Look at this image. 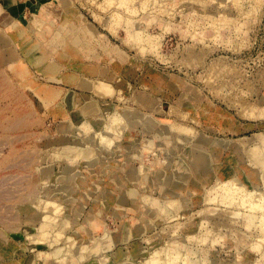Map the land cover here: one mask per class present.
Segmentation results:
<instances>
[{
    "label": "rangeland",
    "instance_id": "obj_1",
    "mask_svg": "<svg viewBox=\"0 0 264 264\" xmlns=\"http://www.w3.org/2000/svg\"><path fill=\"white\" fill-rule=\"evenodd\" d=\"M14 1L0 264H264V0Z\"/></svg>",
    "mask_w": 264,
    "mask_h": 264
},
{
    "label": "bare ground",
    "instance_id": "obj_2",
    "mask_svg": "<svg viewBox=\"0 0 264 264\" xmlns=\"http://www.w3.org/2000/svg\"><path fill=\"white\" fill-rule=\"evenodd\" d=\"M107 1H109V0H107ZM110 1H111L112 3H114V1H112V0H110ZM123 1H124V0H123ZM125 1L127 2V0H125ZM125 1H124V3H126ZM146 2H147V1H146ZM146 2L144 1V3H146ZM148 2H149V1H148ZM148 2H147V3H148ZM208 2H209V1H208ZM112 3H111V6L113 5ZM120 3H123L122 0H121ZM127 3H128V2H127ZM127 3H126V4H127ZM203 3H204V1H203ZM206 3H207V2H206ZM126 4H125V5H122V6H125V7L127 8V5H126ZM142 4H143V3H142ZM191 4H192V3H191ZM198 4H199V3H198ZM204 4H205V3H204ZM207 4H208V3H207ZM145 5H146V4H144V5H142V6H145ZM154 5H155V4H154ZM196 5H197V4H196ZM119 6H120V5H119ZM122 6H121V7H122ZM212 7H215V6H212ZM136 8H137V7H136ZM136 8L134 7V9H136ZM130 9H131V8H130ZM132 9H133V8H132ZM134 9H133V10H134ZM204 10H205V9H204ZM136 11H137V10H136ZM162 11H163V10H162ZM165 12H166V11H165ZM166 13H167V12H166ZM100 19H102V17H101ZM13 20H14V19H13ZM116 22H117V24H118V21H116ZM116 22H115V23H116ZM10 24H14V23L12 22V23H10ZM115 26H117V25H115ZM115 26H114V28H115ZM16 33L19 34V35H22V34H23V31H19V29L17 28ZM30 55H33V56H32V57H33V60H34L37 64L44 65V62L46 61V58H45L44 56H38V54L35 52V50H32V51L30 52ZM47 61H48L49 63H52V61H49V60H47ZM53 65H54L53 69H54V71H56L57 68H58V66L55 65V64H53ZM19 68H20V67H19ZM222 70H223V68H222L221 70H219L220 73H221L222 75L225 74V75H223V76H227L226 73H222V72H223ZM210 71H211V70H210ZM221 71H222V72H221ZM23 72H24V71H23ZM211 72H212V71H211ZM213 73H215V72L213 71V72H212V75H213ZM209 74H210V73H209ZM218 75H219V73H218ZM21 76H22V75H21ZM210 76H211V75H210ZM223 76H221V77H223ZM26 77H27V75H26ZM211 77H212V76H211ZM217 77H218V76H217ZM217 77H216V78H217ZM221 77H219V78L221 79ZM208 78H209V77H208ZM208 78H207V79H208ZM223 78H224V77H223ZM208 80H209V79H208ZM225 88H226V87H225ZM237 98H238V97H237ZM232 102H236V101H232ZM237 102L239 103V101H237ZM240 102H241V98H240ZM235 104H236V103H235ZM235 104H234V105H235ZM240 104H241V103H240ZM236 106H237V105H236ZM239 106H240V105H239ZM241 107H242V106H241ZM239 110H241V109H239ZM247 110H248V109H247ZM246 112H248V111H246ZM240 113H241V112H240ZM251 113L253 114V111H252ZM256 113H257V112H256ZM256 113L254 112V114H256ZM244 114H246V113H244ZM254 114H253V115H254ZM257 114H258V113H257ZM260 114H261V113H260ZM260 114H259V116H260ZM263 114H264V113H263ZM263 114H261L262 117L264 116ZM241 115H243V114H241ZM253 115H252V116H253ZM125 116H126V115H125ZM255 117H256V116H255ZM245 119H246V118H245ZM253 119L255 120L256 118H254V116H253ZM133 120H134V119H133ZM134 121H135V120H134ZM141 121H142V120H141ZM118 122H120V120H118ZM177 125H178V124H177ZM180 126H182V125H180ZM182 128H183V127H182ZM182 128H181V129H182ZM184 128H185V127H184ZM185 129H186V128H185ZM188 130H189V129H188ZM192 130H193V129H192ZM194 131H195V130H194ZM183 132H184V131H183ZM189 134H190V133H189ZM191 134H193V133H191ZM211 142H212V141H211ZM84 147H85V146H84ZM80 150H81V149H80ZM83 150H84V149H83ZM82 152H83V151H82ZM85 152H86V151H85ZM85 152H83V153H85ZM87 152L90 153L89 150H88ZM172 152H174V151H172ZM79 153L81 154V152H79ZM80 154H79V157H80ZM86 154H87V153H86ZM81 155H82V154H81ZM83 155H84V154H83ZM84 156H87V155H84ZM88 156H90V155L88 154ZM88 156H87V157H88ZM210 156H211V155H210ZM82 157H83V156H82ZM211 157H212V156H211ZM76 158H77V156H76ZM80 158H81V157H80ZM80 158H78V159L80 160ZM83 158H84V157H83ZM77 161H78V160H77ZM80 161H81V160H80ZM61 166H62V165H61ZM64 167H65V166H64ZM62 170H63V169H62ZM60 171H61V170H60ZM253 178H254V177H253ZM232 180H233V179H232ZM236 181H237V180H236V178H235V182H233V181L230 182V181H229V184H230V185H231V184H234V185H235L234 188H236V187H238V188L241 187L242 184L239 183L238 181H237V182H236ZM217 184H218V183H217ZM257 184H258V183H257ZM244 187H245V186H244ZM232 188H233V186H232ZM238 188H237V189H238ZM239 189H241V188H239ZM244 189H245V188H244ZM242 190H243V187H242ZM232 191H233V190H232ZM235 191H236V193H237V190L234 189V191H233L234 194H236ZM241 192H243V191H241ZM241 192H240V194H241ZM244 192H245V191H244ZM238 193H239V192H238ZM246 193H247V192H246ZM263 193H264V192H263ZM263 193H257V194H259V195L262 196ZM232 194H233V193H232ZM240 194H239L238 196H240ZM242 194H243V193H242ZM248 194H250V193H248ZM251 194H252V193H251ZM251 194H250V195H251ZM253 194H255L254 191H253ZM253 194L251 195V197L253 196L254 199L256 200L258 195L256 194V198H255V196H254ZM250 195H247V196L250 197ZM235 196H236V195H234L233 197H235ZM238 196H237V199H238ZM243 196H245V194H244ZM248 197H246L245 199H248ZM251 197H250V198H251ZM263 197H264V196H262V198H263ZM243 198H244V197H242V200H243L242 203L245 201V199H243ZM258 198H259V196H258ZM231 199H232V198H231ZM240 199H241V196H240ZM251 199H253V198H251ZM232 200H234V199H232ZM248 200H249V199H248ZM248 200H246V201H247L246 204H247V205H248V204L250 205V204H251V201H250V203H249ZM257 200H258V199H257ZM263 200H264V199H263ZM236 201H237V200H236ZM236 201H235V202H236ZM246 201H245V202H246ZM253 201H254V200H253ZM235 202H234V203H235ZM259 202H260V200H258V203H259ZM234 203H233V204H234ZM252 203H253V202H252ZM263 203H264V201H263ZM263 203H262V204H263ZM236 204H237V203H236ZM246 204L244 203V205H246ZM253 204H255V202H254ZM239 205H241V204H238V206H237L238 208H239ZM242 205H243V204H242ZM255 205H256V207H255ZM255 205H253L252 208L255 207V208H257L256 210L259 209V207H257V206H260V208L262 207V210H263V208H264L263 205L261 206V204H260V205H257V203H256ZM250 206H252V205H250ZM235 207H236V206H235ZM240 207H241V206H240ZM246 207L249 208V206H244L242 209H244V208H246ZM248 210H249V209H248ZM252 211H255V210L252 209ZM151 224H152V223H151ZM202 226H203V225H202ZM202 229H203V228H202ZM207 231H208V230H207ZM209 233H210V231L208 232V235H206V236L204 235V236L206 237L205 240H208L207 238H208L209 236H211L212 238H214L212 235H209ZM204 234H206V233H204ZM193 236H194V235H193ZM191 237H192V236H191ZM199 237H200V236H199ZM201 237H203V235H202ZM189 238H190V237H189ZM193 238L196 239V237H193ZM193 238H192V239L190 238L191 241H193ZM212 238H211V239H212ZM198 239H199V238H198ZM198 239H197V240H198ZM200 239L204 240V237H203V238H200ZM209 239H210V238H209ZM197 240H196L195 242H199V241H197ZM214 240H215V239H214ZM212 241H213V240H212ZM204 242H206V241H204ZM204 242H203V241H202V242H199V244H200V243H204ZM213 242H214V241H213ZM177 253H178V252H177ZM177 253H176V254H177ZM176 256H177V258H178V256L180 257V255H176ZM153 257H155V256H153ZM155 258H156V257H155ZM177 258H176V259H177ZM152 259H153V261H154V258H151V261H152ZM156 260H157V258H156ZM179 260H181V259L179 258ZM174 261H175V259H174ZM174 261H173V262H174ZM156 262H157V261H156ZM151 263H152V262H151ZM158 263L160 264L161 262L158 261ZM158 263H157V264H158ZM176 263H177V260H176ZM152 264H153V263H152ZM174 264H175V262H174ZM178 264H180V263H178ZM183 264H185V263L183 262Z\"/></svg>",
    "mask_w": 264,
    "mask_h": 264
},
{
    "label": "crops",
    "instance_id": "obj_3",
    "mask_svg": "<svg viewBox=\"0 0 264 264\" xmlns=\"http://www.w3.org/2000/svg\"><path fill=\"white\" fill-rule=\"evenodd\" d=\"M14 3L17 4L18 2H15L14 0H3V1L0 0V15H2L7 10V8H10L11 5H13ZM258 163H259V161H258Z\"/></svg>",
    "mask_w": 264,
    "mask_h": 264
}]
</instances>
